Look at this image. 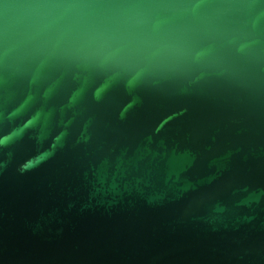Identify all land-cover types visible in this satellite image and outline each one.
Masks as SVG:
<instances>
[{
    "label": "water",
    "instance_id": "95a60500",
    "mask_svg": "<svg viewBox=\"0 0 264 264\" xmlns=\"http://www.w3.org/2000/svg\"><path fill=\"white\" fill-rule=\"evenodd\" d=\"M0 264H264V0H0Z\"/></svg>",
    "mask_w": 264,
    "mask_h": 264
}]
</instances>
